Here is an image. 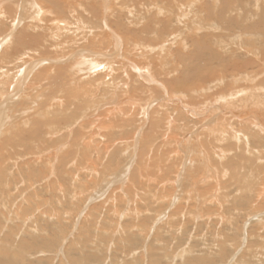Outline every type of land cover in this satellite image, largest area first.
<instances>
[{
    "label": "rangeland",
    "instance_id": "obj_1",
    "mask_svg": "<svg viewBox=\"0 0 264 264\" xmlns=\"http://www.w3.org/2000/svg\"><path fill=\"white\" fill-rule=\"evenodd\" d=\"M22 1L1 3L0 264H264V132L242 129L264 0Z\"/></svg>",
    "mask_w": 264,
    "mask_h": 264
},
{
    "label": "bare ground",
    "instance_id": "obj_2",
    "mask_svg": "<svg viewBox=\"0 0 264 264\" xmlns=\"http://www.w3.org/2000/svg\"><path fill=\"white\" fill-rule=\"evenodd\" d=\"M8 1H11V0H0V19L1 20H5L4 18L6 17V15L7 14H9L12 18L14 17V15L15 14H12L13 12H14V9H13V7L12 6H10V3H9V5H7V4H5L4 6H3V4H1V3H5V2H8ZM24 1V0H23ZM22 1V2H23ZM226 1V0H225ZM46 2L47 3H49L51 6H54L56 9H57V7L60 9L61 8V5H60V3H58V0H46ZM25 3V2H24ZM23 3V4H24ZM2 5V6H1ZM20 5V4H19ZM21 6V5H20ZM34 8H36L34 5H32ZM17 7V6H16ZM224 7V6H223ZM228 7V6H227ZM38 9V8H37ZM42 9V8H41ZM40 9V10H41ZM35 11H36V9H34ZM39 10V11H40ZM43 11V10H42ZM30 12V11H29ZM38 12V11H37ZM44 12V11H43ZM52 12V11H51ZM40 13V12H39ZM50 13V12H49ZM34 14V13H33ZM32 14V15H33ZM52 15V14H51ZM184 15V14H183ZM35 16V15H34ZM44 16H45V14H44ZM52 16H54V15H52ZM10 18V17H9ZM47 18V17H46ZM236 18V17H235ZM42 19H43V17H42ZM48 19V18H47ZM230 19V18H229ZM224 20V19H223ZM228 20V19H227ZM233 20V19H232ZM237 20V19H236ZM239 20V19H238ZM15 21V20H14ZM47 21H49V19L47 20ZM88 21V20H87ZM225 21V20H224ZM229 21V20H228ZM231 21V20H230ZM1 22H3V21H1ZM233 22V21H232ZM50 23H56L55 25H56V27H59V26H57L58 25V22L55 20V22H50ZM36 25V24H35ZM61 29V28H60ZM60 29H58V30H60ZM55 30H57V29H55ZM54 31V30H53ZM25 33V32H24ZM20 34H23V32L22 33H20ZM114 34V33H113ZM80 36V35H79ZM9 36L8 35H6L5 37H4V39L2 38L1 40H3V41H1L2 43H1V45H3L4 43H6L8 40H9V38H8ZM75 37V36H74ZM20 39H21V41L23 42V44H26L28 47H29V50H35V39L33 38V36H29V37H27V36H23V35H20ZM73 45V44H72ZM1 47V46H0ZM80 53V52H79ZM20 54V53H19ZM89 54V53H88ZM92 54V53H91ZM31 57V56H30ZM29 57V58H30ZM18 60V59H17ZM19 60H20V63H21V61H24L23 60V58H19ZM93 61V60H92ZM8 63V62H7ZM10 63V62H9ZM106 64H107V62H106ZM26 65V64H25ZM33 65V66H32ZM32 65H30V64H28L27 66H24V69L23 68H21L22 70H19V72H17L18 70H16L15 71V73L16 74H14V78H16L17 80V84L15 85V86H17L20 82H19V80H21V79H23V78H25L28 74H29V72L31 71V68H33V67H36V63L34 64V63H32ZM68 65V64H67ZM1 66H3V65H1ZM22 67V66H21ZM55 67V66H54ZM61 67V66H60ZM104 67H105V65H104ZM106 68V67H105ZM104 68V69H105ZM13 69H14V67H13ZM17 69V68H16ZM103 69V70H104ZM12 70V68H10V69H7V68H4V67H0V72L2 73V76H0V78L1 79H4V77H8V73L9 72H12L11 71ZM49 70V69H48ZM55 70V69H54ZM63 71L61 68H58V69H56L54 72L56 73V75H53V77H51V82H49V85L50 86H52L54 83L56 84V82H57V86H60V85H58L60 82H58L57 81V79L60 77V73H61V71ZM41 71V70H40ZM99 71V70H98ZM110 71V70H109ZM46 72V71H45ZM69 73V72H68ZM34 74H37V73H34ZM25 75V76H24ZM49 75V74H48ZM70 75V74H69ZM104 75V74H103ZM20 76V77H19ZM12 77V78H13ZM99 78V77H98ZM136 78V77H135ZM93 79V78H92ZM49 80V79H48ZM67 80H69V79H67ZM75 81H77V80H75ZM133 81V80H132ZM33 82V81H32ZM46 82H47V80H46ZM70 82V81H69ZM72 82H74V81H72ZM101 82H105V81H101ZM100 82V83H101ZM107 82V81H106ZM105 82V83H106ZM23 83V82H22ZM30 83V82H29ZM76 83V82H75ZM66 85V84H65ZM79 85V84H78ZM62 86H63V84H62ZM61 86V87H62ZM67 86V85H66ZM53 87H55V85L53 86ZM65 87V86H64ZM262 87V86H261ZM63 88V87H62ZM61 88V89H62ZM67 88V87H66ZM74 89V88H73ZM57 90V89H56ZM69 90V89H68ZM139 90V89H138ZM13 91V90H12ZM237 91V90H236ZM235 91V93H233V94H235L236 95V93L237 94H240L239 93V90H238V92H236ZM73 92V91H72ZM52 93V92H51ZM81 96V95H80ZM225 96H228V94H218V95H216L215 96V100H217V99H219V98H221V99H223V101H225V100H227V98L228 97H225ZM55 97H58V96H55ZM8 98V97H7ZM213 98V97H212ZM210 101L209 102H211L212 100L211 99H209ZM203 101H205V100H203ZM6 103H7V101H6ZM183 105L184 104H182L181 106L183 107ZM190 105V104H189ZM191 110H192V113L194 112H199V110H197V107H193V108H190ZM180 110V109H179ZM1 111V110H0ZM182 111V110H181ZM95 112V111H94ZM229 114H230V118H228V117H226L227 118V120L229 121H231V119L233 120V118H238V114L235 116V115H233V113L231 112V111H227ZM78 113V112H77ZM179 114L181 113V112H178ZM111 114V113H110ZM232 114V115H231ZM243 115H244V113L242 114V117H243ZM251 115L250 114H248L246 117H243V118H245V119H247L246 121H245V123L243 122V124H244V126L242 127V129H248V128H250L249 130H251V128H253L252 130H254L253 131V133H250V135H251V138L253 137V138H258V136L260 137V132H264V123H262L261 122V119H260V121L258 120V119H255V117L256 116H254V118H251L250 117ZM252 116V117H253ZM233 117V118H232ZM250 117V119H248ZM124 118V117H123ZM2 119V118H1ZM221 119H223V118H221ZM220 120V119H219ZM218 120V121H219ZM224 120V119H223ZM226 120V119H225ZM240 120H242V119H240ZM1 121V120H0ZM100 121V120H99ZM198 121V120H197ZM35 122V121H34ZM203 123V122H202ZM227 123V122H226ZM208 124V123H207ZM225 124V123H224ZM228 124V123H227ZM56 125H57V123H56ZM193 125V124H192ZM202 125V124H201ZM200 125V126H201ZM219 125V124H218ZM33 126H34V129L37 131L36 133H38L39 132V130H41L40 128H41V125H40V128H39V123H34L33 124ZM222 126H223V123H222ZM221 126V127H222ZM228 126V127H227ZM233 124L232 123H230L229 125H224L222 128L220 127L219 129H215V130H217V132H218V134L220 135V136H216L215 135V141L216 142H218V139L219 138H221V137H223V140L225 141V139H226V137H229V139H231V136L233 135V133L234 132H236V130H233V133H232V129H233ZM240 126H242V125H240ZM239 126V127H240ZM186 127V126H185ZM192 127V126H191ZM198 127V126H197ZM189 129H190V127H188ZM188 128H186L187 130H188ZM211 128V127H210ZM217 128V127H216ZM193 130V129H192ZM199 130V129H198ZM239 130H241V128L239 129ZM44 131V130H43ZM214 131V130H213ZM41 132H42V130H41ZM165 132V131H164ZM209 132V131H208ZM238 133H239V135L240 136H246L247 134L249 135V133L248 132H246V131H244V130H242V131H237ZM76 133V132H75ZM78 133V132H77ZM159 133V132H158ZM162 133V132H161ZM192 133H193V131H192ZM40 134V133H39ZM42 134V133H41ZM78 134H80V133H78ZM28 135V136H27ZM192 135V134H191ZM263 135V134H262ZM23 136V135H22ZM29 136H31V134H30V131L29 132H27V133H24V140L25 139H28V137ZM36 137H38L39 135L37 134V135H35ZM81 137H82V134L80 135ZM224 136H226V137H224ZM36 137H34L35 139H36ZM42 137V136H41ZM164 137V136H163ZM171 137V136H170ZM169 137V139H171ZM214 137V136H213ZM249 137V136H248ZM83 138V137H82ZM161 138V137H160ZM166 138V137H165ZM164 138V139H165ZM235 138H237V136L235 135ZM84 139V138H83ZM162 139V138H161ZM167 139V138H166ZM247 139V138H246ZM23 140V141H24ZM37 140V139H36ZM164 141V140H163ZM166 141V140H165ZM169 141V140H168ZM212 141V140H211ZM162 142V141H161ZM227 142V141H226ZM45 143V142H44ZM106 143H104L103 145H105ZM161 145H159V147H161L162 146V143H160ZM45 145V144H44ZM225 145H226V143H225ZM106 146V145H105ZM216 146V148L215 149H219V144H216L215 145ZM104 147V146H103ZM157 147V146H156ZM213 147V146H212ZM105 148V147H104ZM167 148H169V147H167ZM221 148V147H220ZM109 149V148H108ZM159 149V148H158ZM163 149V148H162ZM214 149V148H213ZM214 149V150H215ZM227 150L226 148H221V150ZM40 150V149H39ZM160 150V149H159ZM158 150V151H159ZM167 150V149H166ZM208 150V149H207ZM220 150V149H219ZM222 150V151H223ZM23 151V150H22ZM221 151V152H222ZM167 152H168V150H167ZM171 152H172V150H171ZM82 153V152H81ZM165 153H166V151H165ZM169 153V152H168ZM228 153V152H227ZM226 153V154H227ZM166 155V154H165ZM172 155V154H171ZM90 159V158H89ZM204 160H205V158H203ZM172 160V159H171ZM206 161V160H205ZM155 162V161H154ZM224 162V161H223ZM84 163V162H83ZM198 164V163H197ZM199 165V164H198ZM91 166L92 167H95L94 165H92L91 164ZM200 166V165H199ZM202 166V165H201ZM168 167V166H167ZM170 167V166H169ZM80 168V167H79ZM200 168V167H199ZM84 169V168H83ZM201 169V168H200ZM201 171V170H200ZM249 176H252V175H249ZM255 179V178H254ZM69 181V180H68ZM194 182V181H193ZM256 182H257V180H256ZM26 184V183H25ZM191 184V183H190ZM193 184V183H192ZM251 184V185H250ZM250 184H249V188L248 189H252V190H254L255 188H254V185H255V183H254V185H253V182L251 183L250 182ZM242 185V184H241ZM259 185V184H258ZM194 186V185H193ZM246 186H248V184L246 185ZM241 188H242V186H241ZM245 187H243L242 189H244ZM244 190H246V188L244 189ZM241 191H243V190H241ZM245 192V191H244ZM170 194V193H169ZM262 194H264V178H263V181L261 182V187L260 188H258L257 190H255V195H256V198L258 197H260ZM73 195V194H72ZM99 195V194H98ZM202 196V195H201ZM245 196V195H244ZM172 197H174V196H172ZM263 200H264V195H263ZM262 200V201H263ZM257 202V201H256ZM264 202V201H263ZM249 203H251V202H249ZM253 205V204H252ZM262 205V204H261ZM260 204L256 207L255 206V209L256 210H254V211H257V210H259V209H261L262 208V206H261ZM263 212V211H262ZM261 213V212H260ZM263 214V213H262ZM264 217V215L261 217H259L260 219H262ZM263 220H264V218H263Z\"/></svg>",
    "mask_w": 264,
    "mask_h": 264
}]
</instances>
